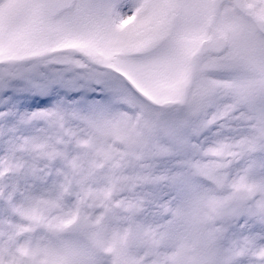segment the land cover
Here are the masks:
<instances>
[{
	"label": "snow or ice",
	"instance_id": "snow-or-ice-1",
	"mask_svg": "<svg viewBox=\"0 0 264 264\" xmlns=\"http://www.w3.org/2000/svg\"><path fill=\"white\" fill-rule=\"evenodd\" d=\"M0 264H264V0H0Z\"/></svg>",
	"mask_w": 264,
	"mask_h": 264
}]
</instances>
